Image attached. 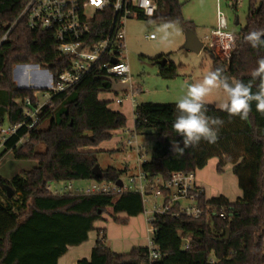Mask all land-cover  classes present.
<instances>
[{"label": "trees", "instance_id": "obj_1", "mask_svg": "<svg viewBox=\"0 0 264 264\" xmlns=\"http://www.w3.org/2000/svg\"><path fill=\"white\" fill-rule=\"evenodd\" d=\"M155 1L157 9L152 18L180 22L192 30V24L182 16L179 0ZM28 2L0 0V39ZM112 17L111 8L98 11L85 43L103 39ZM261 28H264V0H250L246 24L238 32L229 58L222 59L215 48L208 49L212 70L225 65L232 79L245 83L251 80L250 73L264 56V48L253 49L243 42V37L250 30ZM69 60L59 53L52 32L31 30L24 19L19 20L0 46V127L24 120L27 98L34 104L39 102L35 91L18 88L14 82L16 65H38L52 73L56 83L60 73L68 68ZM161 75L172 79L173 67L162 68ZM106 76L102 69L86 74L73 89L54 96L44 107L39 125L30 132L27 143L16 146L25 128L6 143L2 154L12 151L14 158L36 165L10 179L0 178V264H58L69 247L89 240L95 223L102 220L108 209L115 215L125 213L128 217L144 213L142 197L136 193L54 194L48 188L52 182H115L121 178L123 171L112 166L102 169V178L93 174V168L99 165V151L93 148L111 140L114 132L127 124L123 113L110 109V101L100 99L102 92L113 89V81ZM175 104L147 102L135 106L133 132L142 135L154 131L163 138L160 149H167L164 157L156 155L143 164L144 171L150 177L168 179L177 171L201 170L210 159L216 158L218 173H223L227 165L233 166L242 196L233 202L224 195L203 196L200 205L204 214L198 219L156 216L153 241L162 255L156 264H264V115L256 110L255 103L247 120L229 118L226 112L207 104L209 116L224 120L217 142L201 141L197 147L178 155L173 152V144L179 142L182 147L183 143L172 128ZM45 121L49 125L40 127ZM40 145L44 146L43 151H38ZM8 187L14 191L11 198ZM227 231L230 238L221 242ZM187 237L190 244L184 249L183 239ZM105 238V230L97 229L91 256L77 264H141L146 260V247L118 254L105 245Z\"/></svg>", "mask_w": 264, "mask_h": 264}, {"label": "rangeland", "instance_id": "obj_2", "mask_svg": "<svg viewBox=\"0 0 264 264\" xmlns=\"http://www.w3.org/2000/svg\"><path fill=\"white\" fill-rule=\"evenodd\" d=\"M179 2L182 5L183 18L192 24V30L199 39L204 40L205 36L210 35L211 31L217 27L218 10L222 11L226 16L228 20L227 31L233 33L236 39L238 32L246 24L250 0H239L236 5H234L235 1L233 0H221L219 4L217 0H179ZM236 19L239 20L238 25L235 24ZM163 22L165 20L158 17L131 18L126 22V52L123 61L130 66V84L136 90L133 96L135 106L147 102L176 103L178 98L186 93V81L190 82L202 79L208 71L213 69V60L208 49L215 48L222 59H227L230 51L234 48L228 41L221 42L220 39H214L213 41H206L200 53L187 50L184 45L188 29L180 22H177L179 35L174 38L169 46H162L157 43V39H149L148 36L154 34L158 38L160 33L156 29ZM163 58L167 59L165 66L159 64V61ZM27 65L34 64L30 63ZM15 67L13 68V80L18 88H23L25 84L21 77V70L20 68L14 70ZM164 67L169 69L173 67L175 76L172 79L162 77L161 71ZM15 73L17 77H15ZM113 83L112 91L102 92L100 96L115 99L118 96H122L124 90L128 89V84L122 83L120 80L113 79ZM42 92L38 90L37 94L40 96ZM221 95L222 93H214L209 96L207 104L216 106ZM130 101L128 97H125L122 104L110 101L109 106L123 108ZM132 124V120H128L127 118L126 127L123 128L124 132L121 131L122 133L114 134L111 140L104 141L99 146L93 148L99 151L98 162L101 169L112 166L123 171L121 177L124 181L127 180L129 175L135 174L138 171V156L131 145L127 143L129 139L132 141L137 140L139 145L145 147L146 152L144 156L146 160H151L156 156L163 143V138L154 131L133 137L132 133L129 132V130H133ZM48 125L49 122L45 121L40 127L46 128ZM27 142L28 139L22 144ZM120 142L125 145L122 149L120 148ZM43 150L44 146L40 145L38 151ZM217 161L216 158H212L203 169L198 170V174L204 171V176L208 180L206 183L204 181L207 188L206 196L208 198L217 197L220 190H225L230 199L236 200L238 198L237 194L241 197L242 192H239L240 189L232 172L233 166L227 165L223 173H218L216 171ZM35 165L32 161L14 158L12 151L0 154V178L10 179L16 174H20L23 170L31 169ZM125 167L129 169L125 170ZM69 184L72 186L70 191L73 192L77 188L85 189L90 187L92 181L81 180L50 183L52 188H62ZM154 201V199H150L145 204L144 213L135 217H128L125 213L115 215L111 209H108L107 213L103 214L102 220L95 223V230L89 234V241L84 245V248L71 250L69 255L73 256L75 251H77L76 255L79 253L78 256L80 258L85 256L84 252L95 244L97 229L105 230L106 238L104 242L112 252L127 254L135 246H147L150 233H148L146 218L147 212H150L152 209ZM126 218L128 219L127 222L123 220Z\"/></svg>", "mask_w": 264, "mask_h": 264}, {"label": "built area", "instance_id": "obj_3", "mask_svg": "<svg viewBox=\"0 0 264 264\" xmlns=\"http://www.w3.org/2000/svg\"><path fill=\"white\" fill-rule=\"evenodd\" d=\"M221 0H217L218 4ZM235 1L236 5L239 0ZM111 8L113 17L111 26L106 36L92 44H86L85 40L90 33V28L98 11ZM157 9L155 0H29L24 7L17 21L9 27L0 39V46L7 39L12 28L21 19L31 30L50 31L53 33L58 45V51L62 56L69 57V66L60 73L58 81L54 82L53 74L46 69L32 65H17L20 68L21 77L24 80L23 88L35 91L39 102L34 104L30 98L25 100L24 120L18 124H7L0 127V154L6 150V143L14 136H17L20 129L25 128V133L20 136L16 146L22 144L29 138L30 132L36 129L40 122V116L44 107L50 100L59 94L66 93L73 89L83 77L95 69L105 70L107 78L120 80L128 84L122 96H118L113 102L122 104L125 97L134 99L136 92L130 84V66L124 62L126 52L125 26L131 18L152 17ZM221 21H224L221 25ZM228 20L224 13L218 10L217 27L206 35V41L220 39L219 33L229 32ZM155 36L150 34L149 37ZM236 37V36H235ZM150 39V38H149ZM237 39V38H236ZM235 39V41H236ZM224 41H227L226 39ZM81 49L79 50V48ZM230 56V54H229ZM229 58V57H228ZM115 61V62H114ZM41 90L42 95L37 91ZM137 136L136 133L132 134ZM137 153L138 171L129 175L122 185L115 182L92 181V185L85 189L77 188L71 192V184L62 188H48L54 194L66 192L81 194H105L121 196L129 193L141 195L144 209L145 204L150 200L155 201L152 209L147 212L148 223V249L147 258L141 264H156L162 257L157 244L153 241L155 232L154 219L158 215L171 217L187 216L198 219L203 216L204 210L200 205V199L205 196L204 188L199 185L196 172H174L170 178L163 179L161 176L150 177L143 169V164L151 161L146 160L145 147L138 144L137 140L127 141ZM184 249H188L190 238H184Z\"/></svg>", "mask_w": 264, "mask_h": 264}, {"label": "clouds", "instance_id": "obj_4", "mask_svg": "<svg viewBox=\"0 0 264 264\" xmlns=\"http://www.w3.org/2000/svg\"><path fill=\"white\" fill-rule=\"evenodd\" d=\"M220 23L223 25L224 21ZM156 31L160 33L159 37L149 38L157 39V43L165 47L179 35L177 22L172 20L161 23ZM219 35L221 42L226 39L231 46H235L233 33L221 31ZM243 42L253 49L264 48V28L250 30L243 37ZM250 75L251 80L245 83L239 79L230 80L220 69H216L208 71L202 79L185 82L186 93L176 101V115L172 123L173 130L182 137L183 146L179 142L173 144L174 153L183 155L185 149L195 148L201 141L217 142L224 120L207 114V98L214 93H222L216 106L229 118L247 120L253 103L256 110L264 115V56L257 60V67Z\"/></svg>", "mask_w": 264, "mask_h": 264}, {"label": "crops", "instance_id": "obj_5", "mask_svg": "<svg viewBox=\"0 0 264 264\" xmlns=\"http://www.w3.org/2000/svg\"><path fill=\"white\" fill-rule=\"evenodd\" d=\"M22 71V70H21ZM15 72V71H14ZM15 77H17V74L15 73ZM129 86V85H128ZM100 99H102V100H107V101H114V99H112V98H110V97H108V98H104V97H102V96H100ZM128 99H130L131 101H130V103L129 104H127V105H125L123 108L121 107V108H119V107H117V108H113V107H111V105L109 106L110 107V109H112V110H115V111H120L121 113H123L127 118H128V120L130 119V120H132V122H133V124H132V131L131 130H129V132H131L132 134L134 133L133 131H134V120H135V113H134V109H135V104H134V99H131V98H128ZM124 132V130L123 129H119V130H117V131H115L114 132V134H119V133H122V132ZM121 143V149L122 148H124L125 147V145L122 143V142H120ZM123 146V147H122ZM127 169H129L128 167H125V170H127ZM204 171H201V175L200 174H198V171H196V177H197V181H198V183H199V185H201L203 188H204V190H205V194L207 193V188H206V181H208L207 179H206V177L204 176V173H203ZM236 178V177H235ZM204 181H205V183H204ZM236 183L238 184V181H237V178H236ZM56 187V186H55ZM239 192H241V190L239 191ZM220 195H224V196H226L230 201H235V200H232V199H230L229 198V196L225 193V190H220L219 191V193H218V196H220ZM238 195V197H239V194H237ZM214 197H216V196H214ZM208 198V197H207ZM210 198V197H209ZM97 223V222H96ZM91 233V232H90ZM90 236V235H89ZM89 241V240H88ZM87 241V242H88ZM87 242H85V243H83V244H81V245H79V246H74V247H69V249H68V252L64 255V256H62L59 260H58V264H77V262L80 260V259H82V258H89L90 256H91V252H92V249H93V247L95 246V244H94V246L92 245L90 248H88L84 253H85V256H82V258H80L79 256H78V254L76 255V252L77 251H75V254H73V256L72 255H69V253H70V251L71 250H77V249H83L84 248V245L87 243ZM96 242V241H95ZM136 247H138V246H135L134 248H136ZM146 247V246H145ZM133 249V248H132ZM131 249V250H132ZM130 250V251H131ZM129 253V252H128ZM84 255V254H83Z\"/></svg>", "mask_w": 264, "mask_h": 264}, {"label": "water", "instance_id": "obj_6", "mask_svg": "<svg viewBox=\"0 0 264 264\" xmlns=\"http://www.w3.org/2000/svg\"><path fill=\"white\" fill-rule=\"evenodd\" d=\"M235 24L238 25L239 24V20L236 19L235 21ZM185 49L187 50H190V51H193L195 53H200L203 48H204V42L202 40L199 39V37L195 34V32L191 29H188L186 31V41H185V45H184ZM81 49V47L79 48V50ZM115 62V61H114ZM167 63V59L166 58H163L159 61V64L161 66H165ZM32 66H35L37 67V65H32ZM220 70L223 72V75L228 77L230 80H233L232 77L230 76V74L227 72L226 70V67L225 65H221L220 66ZM167 154V149L165 147H162L158 152H157V157L158 158H162L164 157L165 155ZM93 174L97 177V178H102V169L100 167V165H96L94 168H93ZM116 183L118 185H122V181L121 179H118L116 181ZM7 191H8V197H13L14 196V191L8 187L7 188ZM230 238V232L227 231V234L225 237L221 238L220 241L221 242H224L226 240H228ZM114 264H120V263H117L115 262Z\"/></svg>", "mask_w": 264, "mask_h": 264}]
</instances>
